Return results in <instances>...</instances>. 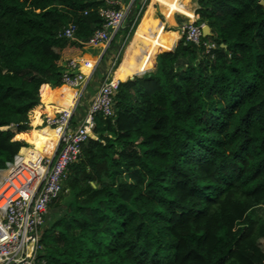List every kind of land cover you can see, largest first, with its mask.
<instances>
[{
	"label": "trees",
	"instance_id": "16d2710c",
	"mask_svg": "<svg viewBox=\"0 0 264 264\" xmlns=\"http://www.w3.org/2000/svg\"><path fill=\"white\" fill-rule=\"evenodd\" d=\"M257 2L196 0L195 24L207 25L210 36L199 45L181 37L173 47L178 34L168 35L173 49L156 55L154 71L118 83L113 117H94L96 139L69 165L50 204L58 213L42 230L45 264H264V12ZM102 6L0 0V169L25 142L40 156L51 153L57 132L32 128L40 121L30 125L29 113L40 91L44 104L62 109L61 88L51 94L45 84L62 85L71 60L60 67L62 51L86 46L102 27ZM69 25L72 38L58 37ZM208 42L215 48L205 52Z\"/></svg>",
	"mask_w": 264,
	"mask_h": 264
},
{
	"label": "built area",
	"instance_id": "2783aa9c",
	"mask_svg": "<svg viewBox=\"0 0 264 264\" xmlns=\"http://www.w3.org/2000/svg\"><path fill=\"white\" fill-rule=\"evenodd\" d=\"M104 2L98 10L103 20L102 27L95 30L85 44L102 45L105 50L122 28L128 10L116 8L118 3L115 1ZM184 17L187 21L178 28L180 38L199 45L203 25L195 24L197 16L193 12L192 18ZM73 31L74 26L69 25L58 37L71 39ZM203 45L205 52L215 48L209 42ZM83 66L87 68L86 62L79 63L73 59L66 63L60 82L69 88L79 89L80 93L75 95L70 107L46 115L41 122L57 130V141L51 153L38 156L32 154L30 148H21L0 171V264H45L40 257L43 247L41 236L49 206L63 189L69 165L79 159L82 147L89 139H96L94 117L97 114L109 118L114 115L113 96L119 81L107 74L100 81L83 119L73 125L75 109L90 77L88 74L94 71V68L88 67L91 72L84 74L81 70Z\"/></svg>",
	"mask_w": 264,
	"mask_h": 264
},
{
	"label": "crops",
	"instance_id": "0c3cea01",
	"mask_svg": "<svg viewBox=\"0 0 264 264\" xmlns=\"http://www.w3.org/2000/svg\"><path fill=\"white\" fill-rule=\"evenodd\" d=\"M112 1L118 3L117 5L118 8H124L128 10L125 21L120 31L121 33L122 30L125 29L128 25V23L126 24V22H128L132 17L136 18V15L137 17L140 18V14H141L139 23L137 24L136 29L133 32L134 34L132 37V43L128 45L126 51L121 55L120 52L123 50L124 47L123 43L126 41V38L123 39L121 33L118 32L119 38H116L112 42V44L110 43L104 52L102 51L103 48L102 45L100 46L86 45L78 49H72L66 47L62 51L61 58L58 62L60 67L63 66L61 60L66 58L77 60L79 63L86 62V66L87 63H90L91 65L90 67L92 69L94 68V71L92 73H90L91 71H89V69L85 68L84 66L81 67V70L84 74L90 73L88 74L90 75V77L87 86L89 82L93 79V77L99 74V76L96 78V81H94L92 85V91L90 93H87L86 97L84 98L83 94L86 91L87 88L86 86L85 90L82 92V95L80 96L81 99L79 98V102L75 109V115L72 120V123L75 126L79 124L80 121L83 119L91 101L93 100L94 96L98 91L100 81L105 75L108 74L113 78L117 77L119 78L118 81L121 82V81H125L127 78L131 76H135V75L140 76L146 72L154 71V69L156 68L155 52L158 50H162V51L171 50L172 47L169 42L168 35L173 36L176 33L178 34L177 29L182 24L185 18L184 16H173V13L175 11H179L180 13H184L185 16H187L188 18H192V12L195 10L197 6V4L195 3L194 7H190V10L192 11L191 12L187 6L188 0H180V4H177L179 0H162L167 5H165V7L158 5L159 9H161V12H163L164 15L163 16L164 20H161V19H157L158 17L155 16L156 8L154 7L155 6L154 2H153L154 5L152 4V6L148 8V5L150 4L148 0H112ZM165 27L169 28V31H164L163 29ZM178 36H176V38ZM175 39H173V42ZM142 43H144V47L143 49H139L140 47H138L137 44H142ZM174 44L175 42L173 43V46ZM116 53L122 56L119 57L120 61L118 62L117 65L115 64L116 61L115 59L118 58V55L113 62V58L115 57ZM151 67L153 68L149 70V68ZM45 85L48 87V91L51 94H53L59 88H61L59 95L57 97V105L59 106V108L67 107L71 103L72 97L74 98L75 95L78 96L80 93L79 89H72L68 87L70 90H73L75 92V94L72 93L71 95L70 91L62 87L65 85L55 86L52 83H48ZM49 107H51L52 109ZM54 108H56V104L54 103L44 104L42 102V95L40 91L39 104L38 106L34 107L29 113L30 124H32L33 120H35L36 118L39 119L40 123L38 124V126L32 128L41 129L43 127H47L44 125L42 126L41 122L43 121L46 115L53 114L55 111H57L54 110ZM55 131L57 132V130Z\"/></svg>",
	"mask_w": 264,
	"mask_h": 264
},
{
	"label": "rangeland",
	"instance_id": "374dc122",
	"mask_svg": "<svg viewBox=\"0 0 264 264\" xmlns=\"http://www.w3.org/2000/svg\"><path fill=\"white\" fill-rule=\"evenodd\" d=\"M196 0H188V4H187V6H188V9L190 10V7H194V4L196 3L195 2ZM148 2L150 3L149 5H148V8H150L151 6H152V4H153V2L155 3V8H156V10H155V16L156 17H158L157 19H161V20H164V15H163V12H161V9H159V4H157L156 3V1H153V0H148ZM154 5V4H153ZM159 5V6H158ZM147 8V9H148ZM191 11V10H190ZM192 12V11H191ZM173 16H182V15H179V14H175V15H173ZM140 18H141V14H140ZM139 17H137V15H136V18L135 17H132L131 19H134L133 21L135 22L137 19H138V23H139V19H140ZM187 21V19H185L184 18V21L182 22V24L184 23V22H186ZM129 24V21L128 22H126V24ZM133 25H130V27H129V30H130V32L128 33V36H127V38H126V41L123 43L124 44V47H123V50L120 52L121 53V55L126 51V49L128 48V45H130L131 43H132V37H133V32H134V30L136 29L135 27H132ZM164 31H169V28H167V27H165L164 29H163ZM121 31V29L119 30V33H121L120 32ZM177 32H178V35H179V30L177 29ZM119 33L116 35V38H119ZM121 35H122V33H121ZM180 39V35L174 40V42H175V44H174V46L173 47H175V45L177 44V42H178V40ZM173 42V43H174ZM138 45V47H140L139 49H143V47H144V43H142V44H137ZM137 47V48H138ZM171 49H173V48H171ZM104 50V48H102V51ZM160 52H163L162 50H158V51H156L155 53L157 54V53H160ZM108 53V52H107ZM156 54H155V56H156ZM117 53H116V55H115V57L113 58V62H114V59L117 57ZM120 54L118 55V58L117 59H115L116 61H115V64L117 65L118 64V62L120 61V56H121ZM122 57V56H121ZM153 67H151V68H149V70L150 69H152ZM99 76V74H97V75H95L94 77H93V79L89 82V84H88V86H87V88H86V91H85V93L83 94V97L85 98L86 97V95H87V93H90L91 91H92V85H93V83H94V81H96V78ZM136 76V75H135ZM122 82V81H121ZM71 93V95H72V93L73 94H75V92L73 91V92H70ZM40 94V93H39ZM74 96V95H73ZM81 99V98H80ZM83 99V98H82ZM39 101H40V99H39ZM52 205H50L49 206V209H48V214H47V219H48V217H49V220H51V217L54 215L55 216V214L56 213H58V208H56V207H54V206H52ZM46 226H47V223L45 222L44 223V228H46Z\"/></svg>",
	"mask_w": 264,
	"mask_h": 264
},
{
	"label": "bare ground",
	"instance_id": "6f19581e",
	"mask_svg": "<svg viewBox=\"0 0 264 264\" xmlns=\"http://www.w3.org/2000/svg\"><path fill=\"white\" fill-rule=\"evenodd\" d=\"M156 3H158L160 6H164L165 7V5H167L165 2H163L162 0H156ZM177 4H180V0L177 2ZM176 13H179V14H182V15H184L185 16V14L184 13H180L179 11H175ZM114 79H116V80H119V78H117V77H114ZM62 87H64V88H66L68 91H70V92H73V90H70L68 87H65V86H62ZM73 104V100L71 101V103L67 106V107H65V108H68V107H70L71 105ZM62 109H64V108H62ZM30 152L32 153V154H36V155H38V156H40L39 154H37L35 151H33V150H30Z\"/></svg>",
	"mask_w": 264,
	"mask_h": 264
},
{
	"label": "water",
	"instance_id": "95a60500",
	"mask_svg": "<svg viewBox=\"0 0 264 264\" xmlns=\"http://www.w3.org/2000/svg\"><path fill=\"white\" fill-rule=\"evenodd\" d=\"M257 3H258V5H260L262 7V10L264 12V0H258ZM201 35H202V37L210 36V30H209V27L207 25H203L201 27Z\"/></svg>",
	"mask_w": 264,
	"mask_h": 264
},
{
	"label": "clouds",
	"instance_id": "9594fccd",
	"mask_svg": "<svg viewBox=\"0 0 264 264\" xmlns=\"http://www.w3.org/2000/svg\"><path fill=\"white\" fill-rule=\"evenodd\" d=\"M193 14H194V11H193ZM87 46H88V45H87ZM105 50H106V49H105ZM105 50H103V52H104ZM157 54H158V53H157ZM157 54H156V55H157ZM30 125H31V124H30ZM41 125H42V124H41ZM42 126H43V125H42ZM30 127H31V126H30ZM23 141H24V140H23ZM24 142H25V141H24ZM25 143L27 144V146H23V147H21V148H31V146H30L27 142H25ZM21 148H20V149H21ZM20 149H19V150H20ZM17 153H18V152H17ZM5 166H6V165H5ZM4 168H5V167H4ZM4 168H3V169H4ZM1 170H2V169H0V171H1Z\"/></svg>",
	"mask_w": 264,
	"mask_h": 264
}]
</instances>
